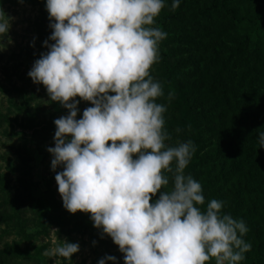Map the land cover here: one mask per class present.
<instances>
[{
	"label": "clouds",
	"instance_id": "1",
	"mask_svg": "<svg viewBox=\"0 0 264 264\" xmlns=\"http://www.w3.org/2000/svg\"><path fill=\"white\" fill-rule=\"evenodd\" d=\"M179 6L173 0L171 10ZM164 7V0H47L55 43L44 42L50 51L28 75L70 113L54 121L55 147L48 149L53 170L64 166L55 176L58 191L70 213L91 215L125 264H240L252 248L242 239L246 224L223 214L222 201L202 208V185L185 175L195 146L165 143L172 139L167 109L157 102L164 92L150 72L167 37L153 26ZM9 28L0 13V35ZM77 97L94 105L81 119ZM259 143L264 148V132ZM53 243L45 256L71 261L80 250L67 240Z\"/></svg>",
	"mask_w": 264,
	"mask_h": 264
},
{
	"label": "trees",
	"instance_id": "2",
	"mask_svg": "<svg viewBox=\"0 0 264 264\" xmlns=\"http://www.w3.org/2000/svg\"><path fill=\"white\" fill-rule=\"evenodd\" d=\"M250 1L254 8L246 5L240 12L238 4ZM164 3L153 26L167 37L159 44L155 65L162 86L174 93L178 117L169 123L188 129V142L195 146L186 174L202 185V208L212 199L222 201V213L249 229L242 239L252 248L240 264H264V148L259 143L264 132V1L180 0L175 11L173 0ZM189 31L202 37L195 43L207 54L202 66L182 56L184 46L194 43ZM18 91L24 101L23 87ZM22 108L29 123L30 113L25 104ZM0 190L2 202L12 209L0 212V223L12 220L23 231V219L1 177ZM32 199L37 232L51 225L90 228L96 234L102 230L87 221L86 213H70L49 186Z\"/></svg>",
	"mask_w": 264,
	"mask_h": 264
},
{
	"label": "rangeland",
	"instance_id": "3",
	"mask_svg": "<svg viewBox=\"0 0 264 264\" xmlns=\"http://www.w3.org/2000/svg\"><path fill=\"white\" fill-rule=\"evenodd\" d=\"M46 3L47 0H0V13H4L10 22L8 33L0 35V177L8 187V197L15 201L24 228L22 231L12 220L0 223V264H56L57 259L60 264H99L101 259L105 264H125L124 253L102 230L96 234L90 228L78 230L51 225L37 232L40 227L35 224L36 202L32 197H37L49 186L63 201L55 176L64 170V166L53 170L54 156L48 149L55 147L57 129L54 121L70 114L60 103L51 101L43 84L34 83L28 75L35 62L50 51L44 42L47 40L49 45L55 43L50 39L53 21L49 19ZM246 5L254 8L253 1L241 2L239 11L242 12ZM175 26L179 28V24ZM188 34L194 43L184 46L182 56L195 58L202 66L207 54L195 44L202 37L198 31H189ZM150 72L154 81L161 84L155 64ZM19 87H23L27 94L24 101ZM162 89L164 95L157 102L166 106L165 129L172 137L165 143L169 146H176L177 142L186 143L190 131L169 123L178 117V110L172 103L174 95L169 100L171 92L163 86ZM76 99L80 101L77 119H81L84 110L94 105L79 97ZM24 104L30 113L29 123L28 114L22 108ZM172 166L175 167V162ZM164 174L169 178L170 189L172 175ZM3 194L0 190V212L10 213L9 204L2 202ZM158 198L159 194L153 197L152 202ZM86 218L92 221L90 214H86ZM64 240L80 246L71 261L44 255L46 250L55 246L53 241L59 244ZM108 256L116 257V261L107 260Z\"/></svg>",
	"mask_w": 264,
	"mask_h": 264
}]
</instances>
